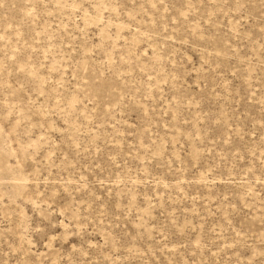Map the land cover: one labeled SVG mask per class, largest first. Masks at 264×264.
<instances>
[{
    "label": "rangeland",
    "instance_id": "obj_1",
    "mask_svg": "<svg viewBox=\"0 0 264 264\" xmlns=\"http://www.w3.org/2000/svg\"><path fill=\"white\" fill-rule=\"evenodd\" d=\"M0 264H264V0H0Z\"/></svg>",
    "mask_w": 264,
    "mask_h": 264
}]
</instances>
